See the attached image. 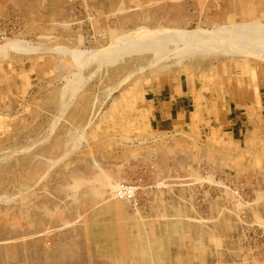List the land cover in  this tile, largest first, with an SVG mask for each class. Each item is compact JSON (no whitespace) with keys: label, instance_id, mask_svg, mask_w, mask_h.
<instances>
[{"label":"rangeland","instance_id":"1","mask_svg":"<svg viewBox=\"0 0 264 264\" xmlns=\"http://www.w3.org/2000/svg\"><path fill=\"white\" fill-rule=\"evenodd\" d=\"M263 90L264 0H0V264H264Z\"/></svg>","mask_w":264,"mask_h":264},{"label":"crops","instance_id":"2","mask_svg":"<svg viewBox=\"0 0 264 264\" xmlns=\"http://www.w3.org/2000/svg\"><path fill=\"white\" fill-rule=\"evenodd\" d=\"M182 91L174 89L171 93V99L167 98H159L156 100V103H153L152 112L149 116L150 125L156 128L157 130H171L174 126V120L177 119L180 114L184 117L186 114V105L185 100L180 96ZM264 93V90H263ZM162 101H165L166 104H162ZM237 121L241 122L242 119L234 118L232 121L233 127L228 130L233 135L235 131L240 127L241 123L237 124ZM153 123V124H152ZM234 126L236 129H234ZM237 133V132H236Z\"/></svg>","mask_w":264,"mask_h":264},{"label":"bare ground","instance_id":"3","mask_svg":"<svg viewBox=\"0 0 264 264\" xmlns=\"http://www.w3.org/2000/svg\"><path fill=\"white\" fill-rule=\"evenodd\" d=\"M168 48V47H167ZM169 54V53H168ZM100 183V182H99Z\"/></svg>","mask_w":264,"mask_h":264}]
</instances>
